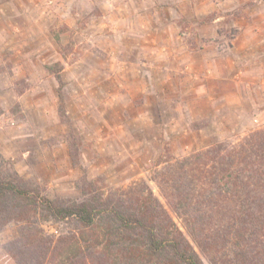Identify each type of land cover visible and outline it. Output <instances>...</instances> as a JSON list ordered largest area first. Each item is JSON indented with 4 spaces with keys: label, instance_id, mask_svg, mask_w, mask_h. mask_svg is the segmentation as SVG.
<instances>
[{
    "label": "rangeland",
    "instance_id": "1",
    "mask_svg": "<svg viewBox=\"0 0 264 264\" xmlns=\"http://www.w3.org/2000/svg\"><path fill=\"white\" fill-rule=\"evenodd\" d=\"M130 1L133 8L142 4ZM239 1L235 9L195 21L181 16L179 31L164 43L161 31L140 28L142 16L114 14L119 0H0V156L5 166L18 182L53 200L96 195L118 200L148 187L182 228L157 183L168 162L216 143H238L264 129L262 82L256 89H211L214 101L191 103V113H173L172 101H166L183 74L176 73L180 65L169 56L173 49L203 48L195 34L209 25L210 31H202L205 39L227 53L241 34L233 22L252 21L254 9L261 51L256 73L264 77V0ZM146 4L162 11L168 5ZM235 91L231 99L242 100L241 107L229 109L223 102ZM42 230L54 239L76 233L77 225L52 221ZM18 235L19 225L10 224L0 232V244Z\"/></svg>",
    "mask_w": 264,
    "mask_h": 264
},
{
    "label": "trees",
    "instance_id": "2",
    "mask_svg": "<svg viewBox=\"0 0 264 264\" xmlns=\"http://www.w3.org/2000/svg\"><path fill=\"white\" fill-rule=\"evenodd\" d=\"M5 165L0 156V232L18 224L19 235L0 244V264H264V129L168 162L157 183L182 228L148 187L53 200ZM52 221L77 231L49 238Z\"/></svg>",
    "mask_w": 264,
    "mask_h": 264
},
{
    "label": "crops",
    "instance_id": "3",
    "mask_svg": "<svg viewBox=\"0 0 264 264\" xmlns=\"http://www.w3.org/2000/svg\"><path fill=\"white\" fill-rule=\"evenodd\" d=\"M140 1H142L140 8H133L130 0H119L118 3L123 5L119 4L120 6H117V3L114 4L112 11L114 14H119L122 10L124 13L129 11L132 15L142 16L140 28L144 31H161L164 34V43H171L172 33L179 31L178 20L181 16L188 21H195V19H199L214 11H228L230 8L235 9L241 4L239 0H224L225 2L219 5L210 0H157L158 3H168L162 11L158 6L149 7L147 4L144 5V0ZM228 2H230L229 5ZM69 6H71L70 3L66 6L68 11ZM246 12H249V10ZM162 13L166 16V19L164 17L161 18L160 15ZM252 14L254 15L252 21L239 20L233 22V25L238 26L241 34L232 42V48L227 53H221L210 39H205L207 37L202 31H210L211 26L209 25L199 27V33L195 34L196 41H201L204 44L203 48L195 50V52L186 51L183 48L178 49V47L173 49L172 55L169 56L172 57L171 60L176 61L180 65V68L176 69V73L182 71L183 74L175 79L172 84L171 94L166 98V101H172V106L169 110L179 114L183 110H188L191 113L193 109L191 103H211L214 101L211 89H244L246 86L256 89L259 86L261 87L258 82H262V86H264V77L256 73V67L260 66L259 61H261L260 57H258L261 52L259 43L256 42V9H254ZM212 36H215V32H212ZM178 45L181 44L178 43ZM165 57L168 56L165 55ZM162 84L165 85L166 82L163 81ZM236 92L235 95H226V102H223L224 106L229 109L241 107L242 100L239 98L231 99L233 96L238 95ZM179 98L181 99L180 102H178ZM182 102H185V105L182 106ZM190 116L194 118L193 114ZM179 117L178 119L180 120L182 116L180 115ZM176 124H179V122H176Z\"/></svg>",
    "mask_w": 264,
    "mask_h": 264
}]
</instances>
